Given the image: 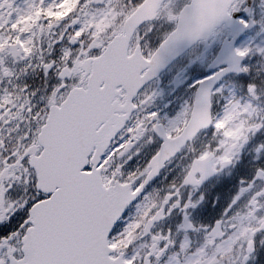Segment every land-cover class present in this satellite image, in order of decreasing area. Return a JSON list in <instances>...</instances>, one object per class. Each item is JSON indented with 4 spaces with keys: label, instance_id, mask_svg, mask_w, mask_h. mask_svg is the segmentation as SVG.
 <instances>
[{
    "label": "snow or ice",
    "instance_id": "1",
    "mask_svg": "<svg viewBox=\"0 0 264 264\" xmlns=\"http://www.w3.org/2000/svg\"><path fill=\"white\" fill-rule=\"evenodd\" d=\"M0 264H264V0H0Z\"/></svg>",
    "mask_w": 264,
    "mask_h": 264
}]
</instances>
